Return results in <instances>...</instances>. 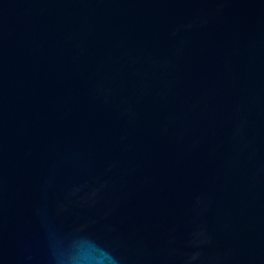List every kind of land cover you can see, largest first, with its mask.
Instances as JSON below:
<instances>
[{"label": "water", "instance_id": "obj_1", "mask_svg": "<svg viewBox=\"0 0 264 264\" xmlns=\"http://www.w3.org/2000/svg\"><path fill=\"white\" fill-rule=\"evenodd\" d=\"M0 264H264V0H0Z\"/></svg>", "mask_w": 264, "mask_h": 264}]
</instances>
